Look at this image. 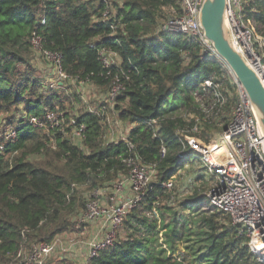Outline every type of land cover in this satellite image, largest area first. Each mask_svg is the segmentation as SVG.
Instances as JSON below:
<instances>
[{"label": "trees", "instance_id": "16d2710c", "mask_svg": "<svg viewBox=\"0 0 264 264\" xmlns=\"http://www.w3.org/2000/svg\"><path fill=\"white\" fill-rule=\"evenodd\" d=\"M251 6L256 30L264 36V0H253ZM114 7L120 27L112 34L111 18L102 21L103 0H0V114L17 110L31 116L44 109L64 110L59 94L64 88H49L27 69V55L35 56L29 44L33 32L44 49L61 54L64 73L106 90L110 79L97 59V50L109 48L119 55L124 72L121 76L116 69L112 71L124 86L114 101L118 118L133 124L128 139L142 162L156 164L157 179L140 206L124 216L113 245L87 264H260L249 253L245 237L238 236L219 214L179 215L171 206L176 189L160 186L171 180L185 161L191 162L188 156L178 159V154H189L185 136L207 143L229 122L237 101L233 88L219 121L203 120L197 132L192 131L199 114L192 93L211 78L226 81L224 88L230 89L226 67L202 53L195 40L161 31L170 9H179L178 0H126ZM43 17L45 24L40 25ZM170 96L173 103L168 102ZM121 102L126 105L119 107ZM183 110L194 118H181ZM75 117L86 125L84 151L58 136L52 150L46 135L30 127L18 130L15 144L0 139V264H18L16 255L22 246L51 243L72 229V220L86 204L74 186L96 190L125 171L121 162L127 155L125 144H104L106 128L95 115L83 111ZM151 120L158 122L157 138L146 125ZM38 153L39 161L28 158ZM204 179L202 175L192 182ZM205 200L204 194L195 190L173 204L188 209ZM189 225L195 228L190 231ZM178 242L191 244L175 257Z\"/></svg>", "mask_w": 264, "mask_h": 264}, {"label": "built area", "instance_id": "2783aa9c", "mask_svg": "<svg viewBox=\"0 0 264 264\" xmlns=\"http://www.w3.org/2000/svg\"><path fill=\"white\" fill-rule=\"evenodd\" d=\"M103 1L105 10L102 21L111 18L109 28L114 34L120 27L119 21L116 14L113 13L112 5ZM202 1L178 0L179 9H171L161 24V31L195 40L200 45L202 53L225 66L215 54L211 43L203 36L198 25L197 16ZM252 1L226 0V17L235 47L246 57L264 84V36L256 30L257 23L252 16L254 11L251 6ZM44 24L43 17L40 25ZM29 40L34 57L45 63L49 78L52 76L49 88L58 89L61 87L63 89L66 84H72V82L81 86L88 83V81H82L64 73L61 54L44 49L42 40L37 33L33 32ZM97 59L105 70L106 78L110 79L107 99L115 101L116 97L124 90L118 74H112V71L116 69L121 76H124V72L120 68V57L109 48H99ZM226 74L230 89L224 88L226 81L214 82L211 78L204 80L200 84V89L192 93L194 103L199 111L192 131L197 132L198 125L203 120L208 123L219 121L228 99L232 96L231 88L234 89L237 101L230 110V120L219 133V139L210 144L211 148L209 149L214 152V159L208 158L206 154L196 149L193 146L194 139L191 142L188 136H185L184 139L189 154H178V159L183 157L186 159L185 156H188L187 158L200 156L196 162L200 163L212 178L211 184L204 192L206 199L204 203H206L209 213L219 214L238 236L245 237L249 253L257 262L264 264V141L244 91L227 67ZM103 111L104 108L102 111L101 109L89 110L88 113L101 118V121L105 117L101 113ZM180 117L185 120L194 118L193 114L186 110L181 112ZM18 119L20 127L17 130L13 127L8 128L6 134L0 136L3 142L17 143L18 130L22 127H30L46 135L48 139L46 144L52 150L56 149V136L79 150H85L86 125L77 122L76 117L68 112L59 109H44L37 115L29 116L22 113ZM118 120L111 122L110 119L105 118L102 122L106 128L102 140H107L109 144L124 143L127 149L126 157L121 160L125 171L118 175L117 182L111 185L112 193L96 189L82 194L86 204L83 211L72 220L73 242L67 246L63 245L61 236L58 235L51 243L33 244L25 252L19 249L16 255L18 264H46L48 258L54 254L57 248L68 253L69 250L77 247H82L85 251V264H87L101 250L110 247L116 241L115 232L120 229L124 216L140 206L146 192L157 179L156 164L142 162L134 152V145L128 139L131 128L122 132L119 126L120 119L118 118ZM146 125L153 128V136L157 138L159 134L158 122L151 120L147 121ZM4 126L6 125L2 124L0 128ZM196 142L199 144L198 141ZM220 146L224 147V152L221 155L218 154ZM2 147L0 145L1 150ZM183 150H186L185 145L182 147ZM160 154L161 157L166 154V148L163 145ZM171 180L163 182L160 186L165 190H171L173 188ZM74 188L79 190L82 187L74 186ZM100 199L111 203L109 211L106 212L102 208ZM107 214V221L110 220V225H106L105 240L101 241L97 234L83 239L87 225L95 223L101 217H106Z\"/></svg>", "mask_w": 264, "mask_h": 264}, {"label": "rangeland", "instance_id": "374dc122", "mask_svg": "<svg viewBox=\"0 0 264 264\" xmlns=\"http://www.w3.org/2000/svg\"><path fill=\"white\" fill-rule=\"evenodd\" d=\"M107 2H109L112 7H113V13H115V7L114 5H122L124 1L126 0H105ZM171 12V9H170ZM167 12L166 10L162 11V14L165 15ZM163 15L160 16V20H162ZM167 17V16H166ZM164 21V20H163ZM31 53V52H30ZM27 55V61H28V65L29 67L27 68L30 72H32V74L35 76V78L41 80L43 82L44 85H48L50 84V80L52 79V76L49 78V73L46 69V65L44 62H42L41 60L33 57L31 54ZM24 69H26L24 67ZM108 92V88L107 90L104 87H98V86H94L90 83L84 84V85H78L75 82L68 83L66 84V87L64 88V90L59 91V94H61V99L63 100V105H64V110H61L59 108V110L64 111V112H68L70 115H78L80 113H82L83 111H97L98 109L104 108V111L101 112L103 113V115L105 116L103 120H105V118L110 119V121L114 122V121H119L117 116L120 114L119 109L116 108L115 106V102L114 101H109L107 99V94ZM168 102L173 103V96H170L168 98ZM126 105V102H121L119 103V107H123ZM23 110L22 107H20V111ZM17 110L11 111V113L7 114H0V127L2 124L6 125L2 128H0V136H4L7 132L8 128H15L16 130L20 127V121L18 119V116L21 115L22 113L25 112H17ZM26 114V113H25ZM101 119V118H100ZM99 119V120H100ZM103 120H101V123L103 122ZM120 126V130L122 132H125L127 129L132 128V124L127 122L126 123H122V120H120L119 123ZM220 133V132H219ZM219 133H213L211 139L209 140V142L204 143L199 139L193 138V137H188V139L192 142L193 139L194 141H198L199 144L204 147V148H209L210 144H212V142L217 141L219 139ZM104 144H109L107 143V140H102ZM211 148V147H210ZM1 150V149H0ZM199 155H196L195 157H191L190 160L191 162H184V165L175 173L174 177L172 178V184H173V188L176 189L177 194H175L172 199H171V206L174 207L175 210L178 211L179 215L183 214L184 216H189L192 218H196L197 216H199L201 213H209V209L206 206V203L202 202L199 206L197 207H190L188 209L183 208V207H178L176 204H173V202L175 200H179L180 198H186L189 195H192L195 193V190L201 194L207 191L209 185L211 184L212 178H210V175H208L206 173V171L202 172L203 166L200 163H194L196 161L199 160ZM28 158L32 161H39L41 158V154H31L28 156ZM121 173H118L115 178L113 180H108L105 182L104 186L102 187H98L99 190L101 191H106V193L110 194L112 193L111 191V185L113 183L117 182L118 179V175H120ZM123 174V173H122ZM204 175L205 179L202 181H197L195 184L192 182V180H194L196 177L198 176H202ZM191 182V183H189ZM173 189V190H174ZM81 194H87L88 192H92L94 190H87L84 189L83 187L80 188L78 190ZM178 193L181 194V196L178 195ZM116 200V199H115ZM101 202V206L103 209L109 211L110 207L112 206L111 203L107 202L105 199H100ZM117 202V200H116ZM169 204V203H168ZM81 208H78L77 210L80 211ZM156 213V217L158 219H160V215L159 213H157V211H155ZM110 214V213H109ZM108 214L106 215V217H101L99 218L95 223L96 228L91 230V233L89 236H93L94 234H97V237L101 240L104 241L106 238V230L107 227L106 225L109 224L110 225V220L108 219ZM180 219L182 222H184L183 218H178ZM123 221V220H122ZM225 222V220H224ZM179 226L182 227V224H179ZM89 228L90 226L87 225L86 227V234L84 235L83 239L87 238V233L89 232ZM106 228V229H105ZM195 227L194 225H189V229L190 231L193 230ZM121 229H118L115 232V236L116 239L118 237V235L120 234ZM71 232V230L69 231ZM69 232L67 231L66 233H64V235L68 238H70L71 242L72 241V234H69ZM187 232V231H186ZM187 235H189L191 237V232H187ZM61 236V235H59ZM57 237H55L56 239ZM53 239V241L55 240ZM158 239L161 242L162 239V231H160V233L158 234ZM191 244L190 243H184V242H178L177 244V251L175 252L174 255L172 256H181L183 254V252L185 251V246ZM30 248L26 247V246H22L20 249L22 250V252L28 251ZM78 253H80V259H76L75 261H65V260H59V257L66 254L67 251H62L59 250L58 253L59 255L54 257V255H52L51 257L48 258L46 264H85V252L83 250L82 247H77L74 250L68 251V254H70V252H73L75 254L76 251H78ZM169 254V253H167ZM78 255V254H77ZM76 256V255H75ZM72 260V259H71Z\"/></svg>", "mask_w": 264, "mask_h": 264}, {"label": "water", "instance_id": "95a60500", "mask_svg": "<svg viewBox=\"0 0 264 264\" xmlns=\"http://www.w3.org/2000/svg\"><path fill=\"white\" fill-rule=\"evenodd\" d=\"M197 20L203 36L244 91L264 141V84L233 43L226 17V0H203Z\"/></svg>", "mask_w": 264, "mask_h": 264}, {"label": "crops", "instance_id": "0c3cea01", "mask_svg": "<svg viewBox=\"0 0 264 264\" xmlns=\"http://www.w3.org/2000/svg\"><path fill=\"white\" fill-rule=\"evenodd\" d=\"M195 163H197V162H195ZM89 226H90V228H89V232L87 233V238L90 237L89 235L91 233V230H93V229L96 228L95 224H91ZM69 234H71V232H69ZM72 241H73V239H72ZM61 242H62L63 245H66V246L69 245V244H71L70 238L66 237L64 234L61 235ZM73 250L75 251V249H73ZM58 251H59V249L57 248L56 251L53 254L54 257H56V256L59 255ZM69 251H71V250H69ZM78 252H79V250L76 251L75 254L73 252H70V254L66 253V254L60 256L59 257V260H65V261L67 260V261H75L76 262V259H80V253H78Z\"/></svg>", "mask_w": 264, "mask_h": 264}, {"label": "bare ground", "instance_id": "6f19581e", "mask_svg": "<svg viewBox=\"0 0 264 264\" xmlns=\"http://www.w3.org/2000/svg\"><path fill=\"white\" fill-rule=\"evenodd\" d=\"M193 146L196 149H198L200 152H203L204 154H206L208 158L214 159V152H212V149H209L211 146L209 148H204L201 145H199L198 143H193ZM219 152H220V153H218L219 155H221V153L223 154L224 147L220 146Z\"/></svg>", "mask_w": 264, "mask_h": 264}]
</instances>
